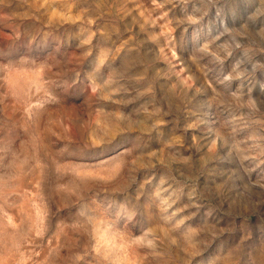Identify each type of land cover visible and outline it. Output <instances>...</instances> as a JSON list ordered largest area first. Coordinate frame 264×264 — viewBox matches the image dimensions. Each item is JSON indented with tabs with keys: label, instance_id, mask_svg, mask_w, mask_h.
Returning a JSON list of instances; mask_svg holds the SVG:
<instances>
[{
	"label": "rangeland",
	"instance_id": "374dc122",
	"mask_svg": "<svg viewBox=\"0 0 264 264\" xmlns=\"http://www.w3.org/2000/svg\"><path fill=\"white\" fill-rule=\"evenodd\" d=\"M0 264H264V0H0Z\"/></svg>",
	"mask_w": 264,
	"mask_h": 264
}]
</instances>
